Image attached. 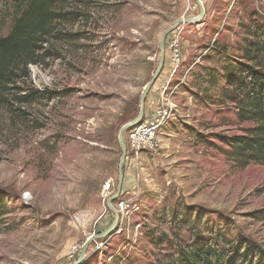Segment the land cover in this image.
<instances>
[{
	"label": "rangeland",
	"instance_id": "1",
	"mask_svg": "<svg viewBox=\"0 0 264 264\" xmlns=\"http://www.w3.org/2000/svg\"><path fill=\"white\" fill-rule=\"evenodd\" d=\"M78 1L82 15L56 22L44 59L19 83V94L47 89L52 98L20 102L6 92L0 100V264H71L85 239L110 225L119 130L138 114L161 33L199 14L195 0ZM201 1L200 21L166 36L162 70L145 98L144 121L163 91L171 108L158 147L125 161L113 200L117 228L94 240L81 264L177 257L192 233L185 210L264 249V165L239 167L220 139L248 125L237 120L224 73L243 61L264 68V0ZM250 43L259 48L253 60L242 57Z\"/></svg>",
	"mask_w": 264,
	"mask_h": 264
},
{
	"label": "trees",
	"instance_id": "2",
	"mask_svg": "<svg viewBox=\"0 0 264 264\" xmlns=\"http://www.w3.org/2000/svg\"><path fill=\"white\" fill-rule=\"evenodd\" d=\"M81 15L82 3L78 0L0 2V29L9 26L7 34L0 35V100H6V92L14 93L20 102L52 98L47 89L33 88L28 94H19L23 90L19 83L29 78L30 64L44 59L43 44L55 36L56 22H74ZM258 52L259 48L250 43L242 57L253 60ZM224 77L232 86L229 99L235 106L237 120L248 125L234 137L220 136L222 153L241 168L251 163L264 165V68L260 63H229ZM228 90L229 87L223 88L222 93L226 95ZM181 220L192 230L190 241L178 245L177 257L165 254L161 264H264V249L241 235L226 237L209 219L203 222L200 215L193 216L186 210Z\"/></svg>",
	"mask_w": 264,
	"mask_h": 264
},
{
	"label": "water",
	"instance_id": "3",
	"mask_svg": "<svg viewBox=\"0 0 264 264\" xmlns=\"http://www.w3.org/2000/svg\"><path fill=\"white\" fill-rule=\"evenodd\" d=\"M195 2L199 7V14L198 15L193 16V17L178 18L174 21V23L172 25H170L168 28H166L161 33L160 39H159V50H160L159 60L157 63V67H156L155 71L153 72L150 80L143 86V89H142V92L140 95L138 114L135 118H133L132 120L123 124L119 130L118 139H119L120 148H121V156L118 160V183H117L116 191L112 195H110L106 200V206L112 212L113 220L110 223V225H108L105 229L98 231V232H94V233L90 234L85 239V241L83 242V244L81 246V249L79 251L77 259L71 264H81L86 257V251H87V248L89 247V245L96 239H102V238L110 235V233L117 228V224H118V220H119V214H118V210L113 205V200L121 193V190H122V183H123V176H124L122 167L125 163V158H126V144H125V141L123 138L124 132L126 130H128L130 127L134 126L135 124H138L139 122H141L142 119L144 118L146 95L148 94L151 87L153 86V84L155 83L157 78L159 77L160 72L162 70V66L164 64L166 36L169 33H171L172 31H174L180 24H182V23H196V22H199L200 19L202 18L203 14H204V7L202 4V1L201 0H195Z\"/></svg>",
	"mask_w": 264,
	"mask_h": 264
},
{
	"label": "built area",
	"instance_id": "4",
	"mask_svg": "<svg viewBox=\"0 0 264 264\" xmlns=\"http://www.w3.org/2000/svg\"><path fill=\"white\" fill-rule=\"evenodd\" d=\"M171 48L174 60L178 61L179 47L176 41H173ZM160 101V104L153 109L151 117H148L145 121L142 120L138 124H135L133 128L127 130L125 139L126 162L132 163L138 159L142 152L151 151L158 147V134L171 114V108L165 103L164 91L162 92Z\"/></svg>",
	"mask_w": 264,
	"mask_h": 264
}]
</instances>
